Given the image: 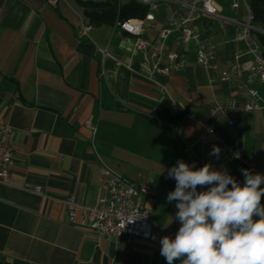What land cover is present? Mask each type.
Segmentation results:
<instances>
[{
	"label": "crops",
	"instance_id": "crops-1",
	"mask_svg": "<svg viewBox=\"0 0 264 264\" xmlns=\"http://www.w3.org/2000/svg\"><path fill=\"white\" fill-rule=\"evenodd\" d=\"M231 4L215 0L216 16L191 23L205 42L216 45L212 70L196 63L195 42L182 43L175 31L165 41L159 36L169 17H187L188 7L173 2L150 11L143 36L154 46L164 45L167 55L187 60L185 70L152 81L141 75L143 55L135 53L117 24L79 35V26L89 21L75 0H60L56 7L46 0H0V115L13 127L14 148L11 185L0 184V264H167L160 241L175 239L181 227L175 220L178 202L167 201L176 187L168 170L179 160L196 169L210 164L241 185L242 170L255 174L242 161L224 162L222 142L202 137L204 124L264 167V109H238L264 104V82L253 84L256 97L245 86L253 55L237 37L248 14L244 5L233 10ZM222 71L230 73V82L220 80ZM165 102L187 111L185 118L154 122L155 110ZM218 105L231 107L212 114ZM213 148L218 157L210 155ZM103 168L152 188L153 195H142L154 222L149 240L103 238L82 224L81 215L67 216V197L84 206L98 202ZM36 187L43 195L33 191Z\"/></svg>",
	"mask_w": 264,
	"mask_h": 264
},
{
	"label": "built area",
	"instance_id": "built-area-1",
	"mask_svg": "<svg viewBox=\"0 0 264 264\" xmlns=\"http://www.w3.org/2000/svg\"><path fill=\"white\" fill-rule=\"evenodd\" d=\"M49 5L56 7L60 0H46ZM138 3L149 7L150 11L157 10L162 4L179 2L189 8V15L179 16L171 15L168 19V27L159 30L160 38L165 41L172 32L180 34L179 39L182 43L195 42L196 63L206 70L216 69L213 60L216 54V45L205 42L203 35L192 25V21L200 16H216L218 9L215 0H193L189 3L182 0H135ZM244 5L248 18L246 21L239 22L242 31L238 34L237 40L243 42L248 52L253 55V62L245 75V86L249 93L257 96V92L252 88L257 81L264 82V54L260 41L256 38L255 32L261 30L254 25V14L249 0H232L231 8L237 10ZM117 26L126 33L125 39L134 46L135 53L143 55L144 64L141 75L149 80L158 79L167 80L172 74L185 70L187 60L183 55L166 54L164 45L154 46L143 36L144 20L132 19ZM154 28V25H150ZM93 29L89 22L83 23L78 28L81 37H85ZM104 56H110L108 50H101ZM168 56L169 62L164 63L163 59ZM222 82H230L231 76L228 71L220 73ZM159 91L166 95V87L161 84ZM231 106L218 105L212 111V114L221 110L226 112ZM241 112H255L264 109V104L257 101L247 103L238 108ZM88 128L94 130L92 124ZM13 127L0 115V184L11 185L12 167L14 164V148L11 142ZM213 135L223 144L222 158L226 163L233 161H242L254 171L255 174L264 175V167L246 159L237 143H228L211 125H203L202 137ZM104 190L101 193L98 202L94 206H84L79 204L74 197H67L64 200L67 216L75 220L79 215L83 217L82 224L88 229L96 232L103 238L116 239L126 237L128 240L135 238L149 240L154 230V222L149 209L142 200V195H153V190L147 185H136L129 183L121 176L115 174L108 168L101 170ZM33 191L43 195L41 188L36 187ZM135 220L133 223H127ZM181 264V263H177Z\"/></svg>",
	"mask_w": 264,
	"mask_h": 264
},
{
	"label": "clouds",
	"instance_id": "clouds-1",
	"mask_svg": "<svg viewBox=\"0 0 264 264\" xmlns=\"http://www.w3.org/2000/svg\"><path fill=\"white\" fill-rule=\"evenodd\" d=\"M210 155L218 157L219 149ZM242 174L243 185L210 164L196 169L179 160L168 170L176 187L167 201L178 202L181 227L175 239L160 241L167 264H264V175L246 169Z\"/></svg>",
	"mask_w": 264,
	"mask_h": 264
},
{
	"label": "trees",
	"instance_id": "trees-1",
	"mask_svg": "<svg viewBox=\"0 0 264 264\" xmlns=\"http://www.w3.org/2000/svg\"><path fill=\"white\" fill-rule=\"evenodd\" d=\"M82 8L84 16L93 26L122 24L128 20H145L150 12L149 7L131 0L122 3L120 0L93 1L75 0ZM254 14V25L264 31V0H250ZM258 40L263 47L264 54V34H257ZM187 111L178 105L170 102L160 104L154 112V122H165L176 124L182 121Z\"/></svg>",
	"mask_w": 264,
	"mask_h": 264
},
{
	"label": "water",
	"instance_id": "water-1",
	"mask_svg": "<svg viewBox=\"0 0 264 264\" xmlns=\"http://www.w3.org/2000/svg\"><path fill=\"white\" fill-rule=\"evenodd\" d=\"M255 33H256V34H258V33L264 34V31H263V30H258V31H256Z\"/></svg>",
	"mask_w": 264,
	"mask_h": 264
},
{
	"label": "rangeland",
	"instance_id": "rangeland-1",
	"mask_svg": "<svg viewBox=\"0 0 264 264\" xmlns=\"http://www.w3.org/2000/svg\"><path fill=\"white\" fill-rule=\"evenodd\" d=\"M250 1V0H249ZM162 9H165V7L164 8H162Z\"/></svg>",
	"mask_w": 264,
	"mask_h": 264
}]
</instances>
